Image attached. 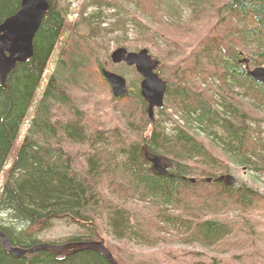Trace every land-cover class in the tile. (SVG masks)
Masks as SVG:
<instances>
[{"label": "trees", "instance_id": "16d2710c", "mask_svg": "<svg viewBox=\"0 0 264 264\" xmlns=\"http://www.w3.org/2000/svg\"><path fill=\"white\" fill-rule=\"evenodd\" d=\"M47 1L32 57L0 84V231L10 244L105 236L117 264H148L138 249L157 247L152 264H264V196L223 175L230 166L264 170V85L240 64L264 66V0H85L72 20L70 0ZM20 4L0 0V24ZM166 24L178 28L168 34ZM118 47L160 48L167 92L152 119L140 76L109 61ZM105 62L125 77L126 97H112ZM154 157L167 177L152 169ZM56 221L80 233L40 240ZM0 264L109 263L92 251L17 258L0 240Z\"/></svg>", "mask_w": 264, "mask_h": 264}, {"label": "water", "instance_id": "95a60500", "mask_svg": "<svg viewBox=\"0 0 264 264\" xmlns=\"http://www.w3.org/2000/svg\"><path fill=\"white\" fill-rule=\"evenodd\" d=\"M48 9L47 0H21L19 10L0 24V83L2 86L5 85L7 76L16 64H22L32 57V41ZM127 51L122 47L116 48L109 55L110 63L113 65L123 63L126 66L135 67L136 73L141 77L140 95L147 106L148 116L152 119L154 110L161 108L164 104L167 85L155 72L157 63L148 50ZM241 62L245 63L247 75L253 81L264 85V66L251 69L246 59H242ZM107 66L108 63L105 62L104 67ZM101 74L109 85L114 98H123L128 95L127 81L124 77L105 68L102 69ZM151 164L152 169L159 176H168L167 167L162 165L158 157L151 159ZM0 240L4 249L17 258L38 251L51 252L57 256L92 251L103 256L109 264H117L101 239L91 242H69L61 245L40 243L27 249L13 247L1 231Z\"/></svg>", "mask_w": 264, "mask_h": 264}, {"label": "rangeland", "instance_id": "374dc122", "mask_svg": "<svg viewBox=\"0 0 264 264\" xmlns=\"http://www.w3.org/2000/svg\"><path fill=\"white\" fill-rule=\"evenodd\" d=\"M84 3H85V0H70V5L71 6H70V15L68 16L69 20H72V19L76 18L78 10L80 9L81 5H83ZM128 7L134 8V6H132V5H129ZM186 15H188V14L185 13L184 16H186ZM188 19H189L188 17L187 18H183V24H185L188 21ZM163 28L169 34L172 31H174L175 28H178V26L175 25V24H173V25L166 24L165 26H163ZM159 35H158V37H159ZM131 36H133V33H131ZM171 46H172V44H170V47ZM160 48H161V46H160ZM160 48L158 49L157 53H155V52L149 53L156 60H158L157 58H159L160 55H161L160 54ZM113 49L114 48L110 49L109 54L111 52H113ZM56 52L57 51H55V54L52 56V58H51V60L49 62L48 68H47V70L45 72V75L43 77V82H42L43 84L41 85L40 89L37 90V93H36L35 98H34L33 106H34L35 102L39 99L40 92H41L46 80L49 77L50 71L53 69V66H54V63H55V59H56ZM185 53H189V50L186 51ZM104 68L109 70L108 66L104 67ZM128 68H130V67H128ZM109 71H111V70H109ZM197 78H199V77H196V79ZM32 110H33V107L31 108V110H30V112L28 114V119L26 120V123L21 128V131H20L19 136H18V138L16 140V143H15V149L12 151V154L10 155L11 158H12V155L15 154L16 148L18 147V145L20 144L21 140L23 139V136H24V133H25V129H26L27 125H28V120L30 119V116L32 114ZM173 119L176 120L175 117H173ZM190 125H193V124H190ZM211 153L214 156H216V158L218 157L220 160L224 159V157L221 155V152L219 150L217 152L215 151L214 153L213 152H211ZM218 153H219V155H218ZM10 161H12V159L9 160L8 164L5 167L6 169L10 165ZM207 171H208V173L213 172L212 170H209V169ZM212 175L216 176L217 173H213ZM223 175H225L226 180L229 183L233 182L235 185H238V186L241 184V185H244L246 187H250L253 190L260 192L264 196V173H263V170L260 173H254V172H252V171H250V170H248L246 168H241L240 169L238 167L230 166L229 172L227 174H223ZM2 176H3V174L1 175V178H0V186L2 184ZM207 177H212V176H205V178H207ZM30 230L34 231L33 229H30ZM79 233H80V230H79V228H78V226L76 224H73V223L68 222V221H56L51 230L44 231V232L40 233L38 235V238L40 240H42L43 242L54 241V240L55 241H62V240L68 239L70 237H73L75 235H78ZM99 239L103 240V242H104V240L106 238H105V236H103V237L99 236L98 240ZM173 248H174V246H173ZM138 250L143 255L148 256V258H149L148 264H152L151 255L155 251L158 250V247L157 248H152V249L151 248H142V249L139 248Z\"/></svg>", "mask_w": 264, "mask_h": 264}, {"label": "bare ground", "instance_id": "6f19581e", "mask_svg": "<svg viewBox=\"0 0 264 264\" xmlns=\"http://www.w3.org/2000/svg\"><path fill=\"white\" fill-rule=\"evenodd\" d=\"M125 49V48H124ZM115 49H113V51H114ZM140 50H142V49H140ZM147 50V49H146ZM127 52H129V51H127ZM136 52H139V50L138 51H136ZM149 53V52H148ZM33 55V54H32ZM153 58V57H152ZM244 59V58H243ZM153 60L156 62V60L153 58ZM242 61V60H241ZM240 61V64H243L244 65V67H245V63H243V62H241ZM25 63V62H24ZM157 63V66H156V68L158 67V62H156ZM122 65H125V64H123V63H121ZM17 65V64H16ZM15 65V66H16ZM126 66V65H125ZM126 67H129V66H126ZM15 68V67H14ZM130 68H133L134 69V71H135V67H130ZM250 68V67H249ZM254 68H256V67H254ZM252 69V68H251ZM245 70H246V68H245ZM102 71V70H101ZM136 72V71H135ZM246 74H247V71H246ZM102 75V74H101ZM248 76V75H247ZM249 77V76H248ZM250 78V77H249ZM1 84V83H0ZM260 84V83H259ZM2 86V85H1ZM109 86V85H108ZM3 87V86H2ZM112 95V94H111ZM113 97V96H112ZM114 98V97H113ZM160 162H161V160H160ZM263 173H264V170H263ZM232 184H234L233 182H232Z\"/></svg>", "mask_w": 264, "mask_h": 264}, {"label": "flooded vegetation", "instance_id": "af4514ba", "mask_svg": "<svg viewBox=\"0 0 264 264\" xmlns=\"http://www.w3.org/2000/svg\"><path fill=\"white\" fill-rule=\"evenodd\" d=\"M139 85H140V83H139ZM145 105H146V104H145ZM146 107H147V106H146ZM221 178H223V179H224V176H222ZM221 178H220V180H222ZM208 179H210V178H207V180H208Z\"/></svg>", "mask_w": 264, "mask_h": 264}]
</instances>
